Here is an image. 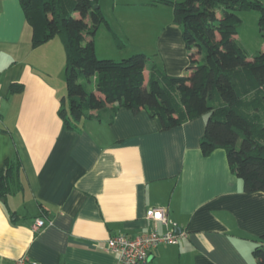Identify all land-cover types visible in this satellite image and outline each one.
<instances>
[{
	"label": "crops",
	"instance_id": "crops-1",
	"mask_svg": "<svg viewBox=\"0 0 264 264\" xmlns=\"http://www.w3.org/2000/svg\"><path fill=\"white\" fill-rule=\"evenodd\" d=\"M170 33L158 40L159 57L168 75L183 76L191 69L182 33ZM65 64L57 38L33 47L19 1L0 0V169L18 165L0 201V264L20 256L27 264H120L106 240L155 227L184 236L159 245L148 264H254L264 193L244 192L224 150L201 154L206 116L162 131L145 111L120 109L109 123L116 104L107 103L78 130L65 129ZM154 208L165 210L166 226L147 220ZM36 219L46 222L38 232Z\"/></svg>",
	"mask_w": 264,
	"mask_h": 264
},
{
	"label": "trees",
	"instance_id": "trees-1",
	"mask_svg": "<svg viewBox=\"0 0 264 264\" xmlns=\"http://www.w3.org/2000/svg\"><path fill=\"white\" fill-rule=\"evenodd\" d=\"M18 1L32 28V46L54 38L63 46L66 95L58 115L65 129L78 130L107 103L116 104L110 109L109 123L120 109L133 114L145 111L159 120L162 131L206 116L201 154L224 150L229 170L241 180L244 192L264 193V50L251 55L235 36L240 14L255 11L264 40L261 0L171 3L187 49L190 76L168 75L149 65L142 53L120 61L98 59L94 38L106 22L100 0ZM21 90L20 85L10 89L11 93ZM17 176L18 165L5 162L0 169V201L11 193ZM252 257L254 264H264V234Z\"/></svg>",
	"mask_w": 264,
	"mask_h": 264
},
{
	"label": "rangeland",
	"instance_id": "rangeland-1",
	"mask_svg": "<svg viewBox=\"0 0 264 264\" xmlns=\"http://www.w3.org/2000/svg\"><path fill=\"white\" fill-rule=\"evenodd\" d=\"M149 1L100 0L106 22L96 31L95 54L101 55L102 59L120 61L142 53L146 55L150 65L154 64L165 71L157 45L160 38L172 36V29L178 30L181 35V27L174 22L171 6L176 0H153L150 4ZM240 17L242 22L235 35L237 41L251 55L264 50V40L258 29L259 14L251 11L240 14ZM175 43L180 44L177 39ZM190 74L191 70L187 69L185 75Z\"/></svg>",
	"mask_w": 264,
	"mask_h": 264
},
{
	"label": "built area",
	"instance_id": "built-area-1",
	"mask_svg": "<svg viewBox=\"0 0 264 264\" xmlns=\"http://www.w3.org/2000/svg\"><path fill=\"white\" fill-rule=\"evenodd\" d=\"M147 220L154 223H161L166 226L168 221L163 208H154L147 212ZM46 222L43 219H36L32 229L38 232L45 226ZM184 234L176 235L172 232L159 234L156 227L148 233L130 238L126 236H113L106 240L104 250L108 253L118 256L120 264H148L152 251L161 244L176 245ZM25 256L16 258L14 264H27Z\"/></svg>",
	"mask_w": 264,
	"mask_h": 264
},
{
	"label": "water",
	"instance_id": "water-1",
	"mask_svg": "<svg viewBox=\"0 0 264 264\" xmlns=\"http://www.w3.org/2000/svg\"><path fill=\"white\" fill-rule=\"evenodd\" d=\"M175 234H176V235H179V234H180V233H179V230H178V231H176V232H175Z\"/></svg>",
	"mask_w": 264,
	"mask_h": 264
}]
</instances>
